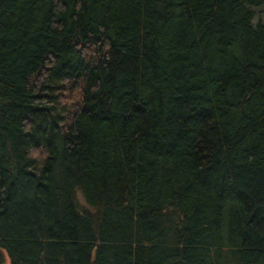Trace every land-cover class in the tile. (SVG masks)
Instances as JSON below:
<instances>
[{
	"label": "trees",
	"instance_id": "1",
	"mask_svg": "<svg viewBox=\"0 0 264 264\" xmlns=\"http://www.w3.org/2000/svg\"><path fill=\"white\" fill-rule=\"evenodd\" d=\"M263 12L0 0V264H264Z\"/></svg>",
	"mask_w": 264,
	"mask_h": 264
},
{
	"label": "rangeland",
	"instance_id": "2",
	"mask_svg": "<svg viewBox=\"0 0 264 264\" xmlns=\"http://www.w3.org/2000/svg\"><path fill=\"white\" fill-rule=\"evenodd\" d=\"M263 19H264V12L262 13V16H261ZM259 20V17H256V19L254 20L255 23H257Z\"/></svg>",
	"mask_w": 264,
	"mask_h": 264
}]
</instances>
